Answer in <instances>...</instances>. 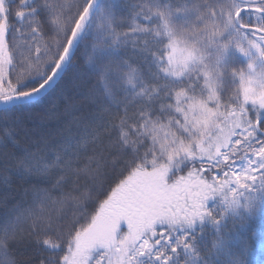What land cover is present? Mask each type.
<instances>
[{
    "label": "snow or ice",
    "instance_id": "obj_1",
    "mask_svg": "<svg viewBox=\"0 0 264 264\" xmlns=\"http://www.w3.org/2000/svg\"><path fill=\"white\" fill-rule=\"evenodd\" d=\"M16 3L9 19L7 2L0 0V104L13 112L57 87L76 53L95 0ZM41 9L60 26L54 52L46 48V41L41 43L45 40ZM134 9V22L126 30L114 27L111 19H105L101 27L106 25L112 45L131 42L133 51L142 53L140 64L156 69L154 79L159 83L152 86L146 103L139 105L137 98L145 95L139 64L133 66L129 59L106 63L99 82L104 95L120 104V110L106 125L97 122L93 128L109 139L116 130L125 146L128 137L139 139V160L125 164L118 173L113 171L117 173L115 186L89 218L83 209L93 197H81L79 180L85 167L97 171L94 160L99 157L83 149L98 152L103 140L93 135L90 145L80 140L74 145L69 139L53 153L51 162L45 159L44 148L34 143L21 145L11 137L0 140V167L22 177L53 180L50 188L34 186V196L40 201H52L55 196L56 204L75 202L82 213L71 221V227H57L50 218L48 223L38 220L27 235L6 222L0 227L4 257L0 264H17L11 248L24 239L40 253L36 264H183L185 256L196 255V237L191 231L173 233L170 224H186L190 229L205 216L218 224L223 214L217 217L206 206L217 196L227 208L242 207L249 212L264 198V0H233L231 4L194 0L179 7L137 0ZM192 14L195 17L189 21ZM177 17L183 19L177 21ZM154 19L159 23H153ZM24 34L30 40V54L38 59L48 52L51 55L42 70L13 76L6 67L14 66L9 43ZM152 37L156 39L149 47ZM189 37L207 40L218 57H227L230 48L245 56L254 51L255 56L243 68L230 63L227 86L218 90L213 70L203 63L200 49ZM196 63L203 67L190 72L189 66ZM215 72L220 74L219 68ZM124 84L131 86L133 94L121 103L115 88ZM108 112L105 107L103 113ZM121 128L126 131L120 133ZM189 162L193 166L182 172L181 166ZM243 247L246 252L247 243ZM231 264L243 262L235 257Z\"/></svg>",
    "mask_w": 264,
    "mask_h": 264
},
{
    "label": "trees",
    "instance_id": "obj_2",
    "mask_svg": "<svg viewBox=\"0 0 264 264\" xmlns=\"http://www.w3.org/2000/svg\"><path fill=\"white\" fill-rule=\"evenodd\" d=\"M6 2L9 9L8 17L11 19L18 5L16 0H6ZM34 2L35 0H30L28 6H32ZM62 2L70 4L73 0H62ZM136 2L137 0H100L80 33L76 53L57 87L14 112L8 111L7 108L0 109V140L11 137L18 139L21 145L34 143L37 147L44 148L45 159L50 162L54 158L53 153L64 146L69 139L74 145L79 140L80 144L88 142L90 145L93 135L103 140L98 152L90 147L83 149L94 158L99 157L98 160H94L98 165L97 171H89L85 167L79 180L78 190L81 197L85 200L90 195L93 197L83 209V214L88 215L89 218L94 214V209H98L99 203L107 198L106 194H110V187L115 186L114 181L118 171L125 164L130 165L133 160L138 161L140 158V153L136 151L140 143L139 139L128 137V144L125 146L117 138L119 133L116 130H113L109 139L104 138L99 129L93 128L97 122L100 126L106 125L108 118H114V114L120 110V104L111 103L104 95L103 87L99 82L106 63L116 64L123 59H129L133 66L139 64L143 72L142 86L145 89V95L137 98L139 105L146 103L152 86L159 83L154 79L156 69L150 65L140 64L142 53L134 52L131 42L127 45L123 42L112 45V37L107 34L106 25L101 27L105 19H111L114 27L126 30L134 22L133 11ZM184 2L191 4L194 0H149L152 6L159 7H164L166 4L179 7ZM222 2L231 4L233 0H222ZM49 3L54 5L55 0H49ZM2 11L3 9L0 8V12ZM39 15L45 37L41 43L45 44L46 41V48L54 52L60 26L53 22L47 10L41 9ZM194 17L195 14H192L187 19L191 21ZM176 19L179 21L183 17ZM14 22L20 23V21ZM153 23L159 21L154 19ZM184 27L187 28L189 25L185 24ZM155 39V37L149 39V47ZM188 39L190 43H196L203 63L208 65L209 70H213V78L218 90L227 86L230 63L233 67L243 68L255 56L254 51L252 56H245L237 49L230 48L227 57H218L216 49L210 46L207 40L195 41L191 37ZM29 44L30 40L26 34L10 41L9 48L14 66L6 67L13 76L42 70L50 57L51 52H48L38 59L34 54L29 53ZM259 64L260 61H257L258 66ZM202 67L203 64L196 63L189 66V71L198 72ZM217 68L220 74L215 72ZM110 79L114 80L115 77ZM201 89L203 92V85ZM132 91L131 86L127 84L115 88L116 96L121 103L133 94ZM154 102L158 103V100L154 98ZM105 107L109 109L108 113H103ZM124 131L126 129H120V133ZM77 147L79 148V145ZM192 166L191 162L182 165L181 171L186 172ZM81 167H84V164ZM114 170H117V173H114ZM53 174L55 175V170ZM53 182V180L43 182L30 176L22 177L14 171H5L0 167V227L6 222L13 223L23 235H27L30 225L38 220L48 223L49 218L57 227L61 224L71 227V221L82 214L77 211L75 202L71 206L68 203L56 204L53 203L55 196L52 201H40L33 194L34 186L50 188ZM206 206L213 210L217 217L223 214L218 224L213 222L212 217L205 216L190 229L186 224L169 225L173 233L179 229L195 234L196 255L190 253L185 256L183 264H231L235 257H239L243 264H264V198L257 201L255 209L251 212L242 207L229 209L219 196L207 201ZM76 227L79 228L80 225L77 224ZM245 243H247L246 252L243 247ZM11 253L17 264H36L40 255L29 239L13 244ZM3 258L0 254V259Z\"/></svg>",
    "mask_w": 264,
    "mask_h": 264
},
{
    "label": "water",
    "instance_id": "obj_3",
    "mask_svg": "<svg viewBox=\"0 0 264 264\" xmlns=\"http://www.w3.org/2000/svg\"><path fill=\"white\" fill-rule=\"evenodd\" d=\"M98 1H99V0H95L94 9L96 8ZM94 9H93V10H94ZM4 107H6V106L0 104V109H1V108H4Z\"/></svg>",
    "mask_w": 264,
    "mask_h": 264
},
{
    "label": "rangeland",
    "instance_id": "obj_4",
    "mask_svg": "<svg viewBox=\"0 0 264 264\" xmlns=\"http://www.w3.org/2000/svg\"><path fill=\"white\" fill-rule=\"evenodd\" d=\"M96 251H97V249H94V250H93V254H95Z\"/></svg>",
    "mask_w": 264,
    "mask_h": 264
}]
</instances>
